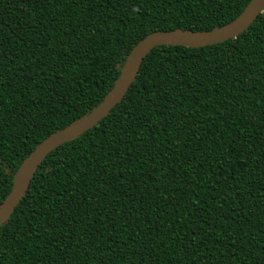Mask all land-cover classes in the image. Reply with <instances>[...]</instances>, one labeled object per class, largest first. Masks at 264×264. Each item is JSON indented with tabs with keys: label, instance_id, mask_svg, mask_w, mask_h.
<instances>
[{
	"label": "trees",
	"instance_id": "1",
	"mask_svg": "<svg viewBox=\"0 0 264 264\" xmlns=\"http://www.w3.org/2000/svg\"><path fill=\"white\" fill-rule=\"evenodd\" d=\"M251 1L0 0V207L138 43L222 28ZM0 264H264V11L222 44L153 49L109 116L40 164Z\"/></svg>",
	"mask_w": 264,
	"mask_h": 264
},
{
	"label": "water",
	"instance_id": "2",
	"mask_svg": "<svg viewBox=\"0 0 264 264\" xmlns=\"http://www.w3.org/2000/svg\"><path fill=\"white\" fill-rule=\"evenodd\" d=\"M263 11L264 0H252L237 19L222 28L202 33L186 31L156 32L138 43L128 56L124 66L118 65L120 75L113 89L101 104L88 116L49 136L22 163L13 177L11 192L0 207V229L10 220L24 199L43 160L59 147L76 140L95 128L109 116L111 111L123 101L133 85L144 59L153 49L167 45L202 48L222 44L239 37L247 31Z\"/></svg>",
	"mask_w": 264,
	"mask_h": 264
}]
</instances>
